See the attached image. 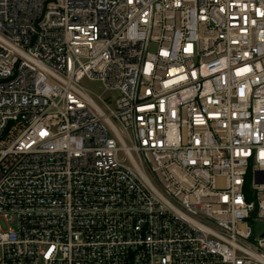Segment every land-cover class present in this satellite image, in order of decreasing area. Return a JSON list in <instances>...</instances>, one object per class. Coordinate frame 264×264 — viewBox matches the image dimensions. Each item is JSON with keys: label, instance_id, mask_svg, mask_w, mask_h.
Wrapping results in <instances>:
<instances>
[{"label": "built area", "instance_id": "1", "mask_svg": "<svg viewBox=\"0 0 264 264\" xmlns=\"http://www.w3.org/2000/svg\"><path fill=\"white\" fill-rule=\"evenodd\" d=\"M259 224L264 0H0V264H264Z\"/></svg>", "mask_w": 264, "mask_h": 264}, {"label": "rangeland", "instance_id": "2", "mask_svg": "<svg viewBox=\"0 0 264 264\" xmlns=\"http://www.w3.org/2000/svg\"><path fill=\"white\" fill-rule=\"evenodd\" d=\"M84 85H85V82L83 83ZM89 86V88H91V89H97V85H88ZM264 230V224H259V225H256V235H260V233L262 232Z\"/></svg>", "mask_w": 264, "mask_h": 264}]
</instances>
